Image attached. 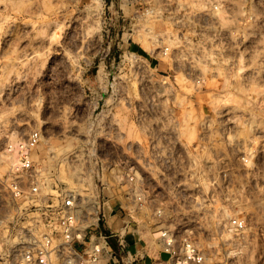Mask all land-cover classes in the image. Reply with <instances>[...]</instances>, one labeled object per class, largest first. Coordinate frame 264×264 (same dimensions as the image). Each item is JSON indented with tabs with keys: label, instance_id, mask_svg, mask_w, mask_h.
<instances>
[{
	"label": "rangeland",
	"instance_id": "rangeland-1",
	"mask_svg": "<svg viewBox=\"0 0 264 264\" xmlns=\"http://www.w3.org/2000/svg\"><path fill=\"white\" fill-rule=\"evenodd\" d=\"M152 5L168 14L0 0V177L7 140L41 129L51 192L78 182L135 206L134 176L154 198L142 237L168 221L191 231L201 264H264V0Z\"/></svg>",
	"mask_w": 264,
	"mask_h": 264
},
{
	"label": "built area",
	"instance_id": "built-area-1",
	"mask_svg": "<svg viewBox=\"0 0 264 264\" xmlns=\"http://www.w3.org/2000/svg\"><path fill=\"white\" fill-rule=\"evenodd\" d=\"M109 2L114 6L115 0ZM167 12L163 7L158 11L152 0H133V20L164 17ZM168 50L166 46L165 54ZM42 139V130L34 129L25 136L9 138L5 144L8 169L0 177L4 190L0 197V264L203 262V254L186 228L181 230L168 221H159L150 228L153 236L158 234L154 243L142 237L141 214L154 198L144 196L142 186L133 182L134 176L130 177V193L138 201L135 206L112 205L111 196L78 182L57 186L53 188L55 193L51 192L43 166L34 158ZM171 156L152 152L155 161L170 163ZM159 173L166 174L164 170ZM158 193L152 189L148 195ZM160 213L156 209L153 214ZM233 223L243 227L238 219ZM163 253L168 256L164 258Z\"/></svg>",
	"mask_w": 264,
	"mask_h": 264
},
{
	"label": "crops",
	"instance_id": "crops-1",
	"mask_svg": "<svg viewBox=\"0 0 264 264\" xmlns=\"http://www.w3.org/2000/svg\"><path fill=\"white\" fill-rule=\"evenodd\" d=\"M137 264H140V263H137Z\"/></svg>",
	"mask_w": 264,
	"mask_h": 264
},
{
	"label": "bare ground",
	"instance_id": "bare-ground-1",
	"mask_svg": "<svg viewBox=\"0 0 264 264\" xmlns=\"http://www.w3.org/2000/svg\"><path fill=\"white\" fill-rule=\"evenodd\" d=\"M44 137V136H43Z\"/></svg>",
	"mask_w": 264,
	"mask_h": 264
}]
</instances>
